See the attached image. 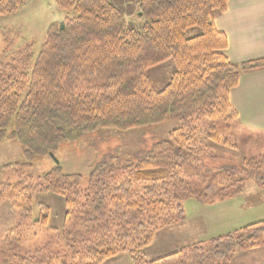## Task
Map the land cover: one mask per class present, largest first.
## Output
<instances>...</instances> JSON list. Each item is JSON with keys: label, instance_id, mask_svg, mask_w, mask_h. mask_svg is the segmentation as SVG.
<instances>
[{"label": "trees", "instance_id": "16d2710c", "mask_svg": "<svg viewBox=\"0 0 264 264\" xmlns=\"http://www.w3.org/2000/svg\"><path fill=\"white\" fill-rule=\"evenodd\" d=\"M27 1L0 0V16ZM228 2L55 0L59 10L71 13L64 28L51 25L36 54L27 53L28 46L0 63V145L19 144L23 157L0 167V201L24 222L47 229L50 209L39 204L34 216L33 200L43 193L61 197L64 233L58 239L66 250L30 249L8 233L0 243V264H100L121 253L135 264H226L236 253L264 248V221H257L142 260L157 231L184 221L185 201L228 199L251 180L264 189V155L253 159L252 168L245 162L240 178L226 169L199 172L213 151L237 150L230 141L238 124L230 92L242 74L264 70V58L235 64L225 55L227 38L215 18ZM133 9L135 24L124 15ZM194 28L198 34L186 38ZM167 61L173 66L169 82L156 91L145 71ZM169 116L179 127L166 139L144 155H103L91 165L85 188L81 175L60 166L35 181L28 176L32 161L53 155L60 145L104 130L160 125ZM6 171L20 177L4 180Z\"/></svg>", "mask_w": 264, "mask_h": 264}, {"label": "rangeland", "instance_id": "374dc122", "mask_svg": "<svg viewBox=\"0 0 264 264\" xmlns=\"http://www.w3.org/2000/svg\"><path fill=\"white\" fill-rule=\"evenodd\" d=\"M134 1L130 0V3ZM134 9L131 12H124L127 19L130 20L135 16ZM67 16H71V13L59 10L55 5V0H28L20 10L1 15L0 63L13 61L16 55L28 46L26 52L34 51L36 54L45 42L49 27L63 23V19ZM132 22L135 24V19L132 18ZM198 32L196 28L189 29L185 36L190 38ZM32 63L33 59L31 65ZM172 69V62L167 61L147 69L145 75L151 81L153 88L161 91L169 82ZM178 127L179 121L169 116L160 125L129 132L104 130L87 135L76 142L60 145L54 154H51L52 157L49 155L32 161L28 176L35 181L55 166H60L64 173L81 175V187L85 188L91 165L103 155L119 153L122 158H126L135 151L139 152L137 155H144L152 144L166 139L168 132ZM259 132L233 125L230 141L237 146V150L224 148L220 151H213L210 157L202 161L199 172L226 169L234 179L244 176L246 169L242 165L247 162V165L252 168L250 163L254 162L253 159L264 155V133L259 135ZM22 158L19 144L4 142L0 145V167L22 162ZM19 177L10 171L2 175V179L9 182H16ZM39 204H44L50 209L47 229L24 222L19 217L21 215L11 212L6 200L0 201V243L10 233L13 238L17 236L22 238L30 249L35 248L47 253L66 251L63 240L58 239L64 233L62 198L50 193L36 195L33 200L34 216H38ZM257 221H264V189H258L252 180L244 184L238 195L228 199L217 200L209 204L189 199L184 203V221L157 231L152 243L143 250L142 260L150 262L166 257L184 247L199 242H208L212 238L233 233ZM53 230H56L55 233L52 232ZM250 252L252 251H248ZM245 254L236 253L234 259L231 257L230 261L225 263L243 262ZM100 264H135V262L127 253H121Z\"/></svg>", "mask_w": 264, "mask_h": 264}, {"label": "crops", "instance_id": "0c3cea01", "mask_svg": "<svg viewBox=\"0 0 264 264\" xmlns=\"http://www.w3.org/2000/svg\"><path fill=\"white\" fill-rule=\"evenodd\" d=\"M228 42L227 58L235 64L264 58V0H229L226 11L215 18ZM238 113L237 126L264 133V70L242 74L230 92ZM237 264H264V248L246 253Z\"/></svg>", "mask_w": 264, "mask_h": 264}, {"label": "water", "instance_id": "95a60500", "mask_svg": "<svg viewBox=\"0 0 264 264\" xmlns=\"http://www.w3.org/2000/svg\"><path fill=\"white\" fill-rule=\"evenodd\" d=\"M64 28V26H63V23L61 22L60 24H59V29L60 30H62ZM51 157H52V155H50Z\"/></svg>", "mask_w": 264, "mask_h": 264}]
</instances>
